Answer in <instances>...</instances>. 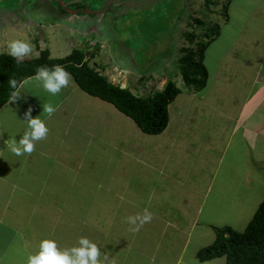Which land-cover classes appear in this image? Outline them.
Instances as JSON below:
<instances>
[{"label": "crops", "instance_id": "0c3cea01", "mask_svg": "<svg viewBox=\"0 0 264 264\" xmlns=\"http://www.w3.org/2000/svg\"><path fill=\"white\" fill-rule=\"evenodd\" d=\"M248 2L228 3L219 35L205 50V88L190 92L184 87L169 105L170 121L164 135L172 131L168 142L179 148L178 159L172 168L158 167L157 178L147 186L145 193L157 189L161 194L157 201L144 202L142 210H157L150 211L151 221L140 228L142 249L112 248L110 255L101 249L102 259L108 255L104 264H225L226 257L204 262L197 257L202 246L215 240V219L224 222L225 214L239 221L247 215L245 221H251L263 201L264 0ZM89 95L69 73L68 86L56 95L34 80L15 101L10 99L0 108V264H27L29 254L36 253L45 238L55 239L61 248L76 246L70 238L75 220L70 222L62 212L55 216L52 199L46 196L54 192L55 178L52 189L46 188L50 185L42 178L55 176L54 160L65 166L69 138L81 151V106ZM91 97L97 105L90 100V110H85L96 112L94 118L111 111L108 102ZM46 104L55 108L50 116L43 110ZM30 108L31 116L43 119L49 132L36 142L32 153L16 156L7 145L22 138ZM66 167L70 172L71 166ZM165 177L170 179L168 189ZM179 189H185V196L171 200ZM204 224L211 229L206 233L210 237L189 259L185 257L189 241L201 238L198 226ZM192 231L193 235L188 233Z\"/></svg>", "mask_w": 264, "mask_h": 264}, {"label": "rangeland", "instance_id": "374dc122", "mask_svg": "<svg viewBox=\"0 0 264 264\" xmlns=\"http://www.w3.org/2000/svg\"><path fill=\"white\" fill-rule=\"evenodd\" d=\"M63 1L0 0V53H7V44L14 39L31 43V58L38 57L44 49H49L52 57H65L74 47H85L90 55L93 47L99 45L90 63L113 83H120L122 87L129 82L145 83L149 87L156 84L162 89L170 80L181 88L186 87L179 60L185 53L183 48H197L190 43L187 33L202 34L205 27L221 25L231 0H210L209 3L207 0H109L107 8L108 0H105V4L97 3L99 7L95 4L96 14L86 13V8L81 6L73 7L81 0H67L64 5ZM251 3L249 0L247 4ZM61 6H67L73 13L68 9L63 11ZM195 18L204 20L205 25L195 22ZM44 35L47 37L41 38ZM90 100L97 105L95 98L89 95L81 106V138L78 140L81 151L69 138L71 146L65 166L54 160L55 176L42 178L50 185L48 189H52L55 178V190L52 194L46 192V196L52 199L55 216L62 212V217L70 222L75 220L70 226L71 231H75L71 232V244L76 242L77 246L79 238L87 237L108 255L113 249L124 247L142 249V232L140 229L130 232L127 218L142 215L144 202L158 200L161 192L154 189L152 193H145L147 186L157 178L158 167L167 170L174 166L179 148L168 142L170 137L167 136L172 131L166 135L167 131L148 135L110 103L111 111L106 110L101 117L94 118L96 112H87ZM66 165L71 166L70 172ZM164 183L168 189L169 177H165ZM184 190L179 189L170 199L185 196ZM117 206L124 208L117 209ZM154 210L150 211L157 209ZM223 217L224 222L215 219L214 225L244 231L250 221H245L247 215L239 221H231L225 214ZM198 230L201 238H191L187 246L185 257L189 259L210 237L206 234L211 231L207 225L198 226ZM188 233L193 235L195 231ZM151 244L152 240L144 247ZM168 245L166 242V250Z\"/></svg>", "mask_w": 264, "mask_h": 264}, {"label": "trees", "instance_id": "16d2710c", "mask_svg": "<svg viewBox=\"0 0 264 264\" xmlns=\"http://www.w3.org/2000/svg\"><path fill=\"white\" fill-rule=\"evenodd\" d=\"M104 1L81 0L77 2L78 6L73 7L81 6L95 10V4H105ZM209 1L207 0V3ZM61 9L66 11L62 6ZM194 21L205 25L201 18H195ZM202 30V34L187 33L188 40L197 45V48H183L185 53L179 60L184 85L190 92H200L207 84L208 73L203 63L204 54L209 43L219 35L220 25L214 24ZM98 49L99 45L94 46L92 53L88 55L85 47H74L65 57H52L49 49H44L38 57H25L19 64L6 52L0 53V108L11 99L14 91L9 83L11 80L21 82L35 76L40 67L51 70L59 65L74 77L83 91L114 105L121 113L134 120L144 133H163L170 121L169 105L182 92V88L172 80L162 89L156 84L149 87L145 83L140 85L129 82L122 87L120 83H113L108 75L90 63ZM100 67L103 70L102 64ZM213 229L215 240L197 252L200 261L226 257L225 264H264V199L244 231H237L229 226H214Z\"/></svg>", "mask_w": 264, "mask_h": 264}, {"label": "clouds", "instance_id": "9594fccd", "mask_svg": "<svg viewBox=\"0 0 264 264\" xmlns=\"http://www.w3.org/2000/svg\"><path fill=\"white\" fill-rule=\"evenodd\" d=\"M32 45L26 39H14L7 44V54L13 57L19 64L26 56L32 53ZM41 82L43 89L56 95L62 88L69 84V73L63 66H54L51 70L47 67H40L34 77H29L21 82L11 80L10 86L14 91L11 94V101H15L21 95V89L28 88L33 81ZM44 112L49 116L55 111L51 104L44 105ZM27 128L22 134V138L17 141L13 139L8 145V149L16 156L25 153H32L35 150L36 142L45 139L49 129L46 122L39 116H31V108L25 113ZM152 219V213L145 209L144 213L129 216L127 223L130 225L129 231L135 233ZM102 257L101 248L94 241L87 237H81L77 246L70 248L59 247L57 241L52 238L41 240L38 251L29 254L27 264H104L107 258Z\"/></svg>", "mask_w": 264, "mask_h": 264}, {"label": "water", "instance_id": "95a60500", "mask_svg": "<svg viewBox=\"0 0 264 264\" xmlns=\"http://www.w3.org/2000/svg\"><path fill=\"white\" fill-rule=\"evenodd\" d=\"M111 1H112V0H111ZM111 1L108 0V1L106 2L105 8L108 7V3H110ZM61 3L64 5V1L61 2ZM64 8H65V10L68 9L70 12L73 13V10L70 9V8H68L67 6H64ZM74 11L77 12L76 10H74ZM85 12L88 13V14H96V13H97V12H95V10H88V9H85Z\"/></svg>", "mask_w": 264, "mask_h": 264}, {"label": "flooded vegetation", "instance_id": "af4514ba", "mask_svg": "<svg viewBox=\"0 0 264 264\" xmlns=\"http://www.w3.org/2000/svg\"><path fill=\"white\" fill-rule=\"evenodd\" d=\"M75 1H77V0H75ZM80 1V0H79ZM78 9V8H77ZM83 9V8H82Z\"/></svg>", "mask_w": 264, "mask_h": 264}]
</instances>
